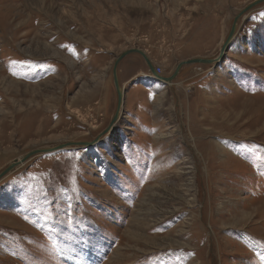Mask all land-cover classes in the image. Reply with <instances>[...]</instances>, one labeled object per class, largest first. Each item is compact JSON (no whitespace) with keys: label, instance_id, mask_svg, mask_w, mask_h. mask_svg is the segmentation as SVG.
I'll list each match as a JSON object with an SVG mask.
<instances>
[{"label":"rangeland","instance_id":"374dc122","mask_svg":"<svg viewBox=\"0 0 264 264\" xmlns=\"http://www.w3.org/2000/svg\"><path fill=\"white\" fill-rule=\"evenodd\" d=\"M255 1L0 0V264H264V3L64 146Z\"/></svg>","mask_w":264,"mask_h":264},{"label":"water","instance_id":"95a60500","mask_svg":"<svg viewBox=\"0 0 264 264\" xmlns=\"http://www.w3.org/2000/svg\"><path fill=\"white\" fill-rule=\"evenodd\" d=\"M261 3H264V0H257L249 5H247L243 11L241 13H239L234 19L233 22L231 24V29L225 39V41L223 42V45L221 46L218 56L216 58L210 59V60H206V59H193V60H186V61H182L179 62L176 65V68L173 72L172 75H170L169 77H163L161 75H157L155 72V68L153 67L152 63L148 60L146 54L139 49H129L124 51L122 54H120L118 57L115 58L114 60V65L112 68V81L114 82V87H115V93H116V98H117V105H116V109L114 112V116L112 117L108 127L103 131V133L92 143H67L64 144V146H75V145H80L83 147H90L92 146L96 141H98L101 137L109 134V131L112 129V127L117 123V121L120 118V111L122 109L123 103H124V91L122 89V87L119 84V81L117 80V67L119 65V62L127 55L130 54H135L138 55L140 57H142V59L144 60V62H146L147 68H148V72H149V76L155 80H157L158 82H164L166 84H171L176 76L178 75L179 71L181 70L182 67L184 66H188V65H193V64H199V65H212V64H217L220 61H222L221 59L225 56V54L227 53L228 47L230 45V41L235 33L236 30V23L238 22V20L243 17V15L246 12L251 11L252 9H254L256 6H259ZM58 147H62V146H58ZM57 147V148H58ZM56 148H47V149H41V150H34V151H30L29 153H27L26 155H24V157L14 160L12 163L8 164L7 167L5 168L4 171H2L0 173V180L2 178H4L5 176H7L9 173H12L13 171L16 170V168H18L19 166L23 165L25 161H27L28 159L41 155V154H47V153H51L55 150Z\"/></svg>","mask_w":264,"mask_h":264},{"label":"crops","instance_id":"0c3cea01","mask_svg":"<svg viewBox=\"0 0 264 264\" xmlns=\"http://www.w3.org/2000/svg\"><path fill=\"white\" fill-rule=\"evenodd\" d=\"M130 55H133V54H130ZM129 55H127V56H125L121 61H120V66L119 67H121L118 71H117V76H118V79L120 80V84H122L121 83V81L124 83L125 82V75L126 74H128L129 73V77L127 78V80L129 79V78H133V76H135V73H138L137 71H138V68L137 67H134L130 62H129V59H127V58H129L128 57ZM138 56V55H137ZM140 57V56H139ZM140 58H142V57H140ZM149 77V76H148ZM148 77H146V78H148ZM150 78V77H149ZM147 81L146 82H148L149 83V80L148 79H146ZM122 89H123V91H124V88H123V86H122ZM124 95H125V92H124Z\"/></svg>","mask_w":264,"mask_h":264},{"label":"built area","instance_id":"2783aa9c","mask_svg":"<svg viewBox=\"0 0 264 264\" xmlns=\"http://www.w3.org/2000/svg\"><path fill=\"white\" fill-rule=\"evenodd\" d=\"M156 73H157V75L161 74V71H160V69H159V70H158V69H156Z\"/></svg>","mask_w":264,"mask_h":264},{"label":"bare ground","instance_id":"6f19581e","mask_svg":"<svg viewBox=\"0 0 264 264\" xmlns=\"http://www.w3.org/2000/svg\"><path fill=\"white\" fill-rule=\"evenodd\" d=\"M224 41H225V40H224ZM228 48H229V47H228ZM227 51H228V50H227ZM222 59H223V58H222ZM222 59H221V60H222ZM159 75H161V74H159ZM117 80H118V79H117ZM118 81H119V80H118ZM124 102H125V97H124ZM123 104H124V103H123ZM122 107H123V106H122ZM121 110H122V109H121Z\"/></svg>","mask_w":264,"mask_h":264}]
</instances>
